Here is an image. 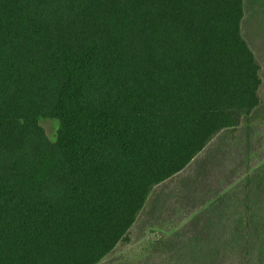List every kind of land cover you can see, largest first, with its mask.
I'll return each mask as SVG.
<instances>
[{"label":"trees","instance_id":"obj_1","mask_svg":"<svg viewBox=\"0 0 264 264\" xmlns=\"http://www.w3.org/2000/svg\"><path fill=\"white\" fill-rule=\"evenodd\" d=\"M246 8L0 0V264H98L175 215L190 216L179 238L152 231V254L168 253L140 264H204L185 252L226 229L239 175L227 149L246 137L235 164L249 165V129L264 123ZM42 119L56 121L53 140ZM243 188L248 213L264 182ZM226 226L235 255L207 264H264V222Z\"/></svg>","mask_w":264,"mask_h":264},{"label":"rangeland","instance_id":"obj_2","mask_svg":"<svg viewBox=\"0 0 264 264\" xmlns=\"http://www.w3.org/2000/svg\"><path fill=\"white\" fill-rule=\"evenodd\" d=\"M246 3V16L242 23V33L260 65L259 75L261 85L259 87V94L264 101V0H246ZM40 126L48 139L53 140L57 126L56 121L42 119L40 120ZM249 131L252 135L249 139L255 142V151L251 156L252 160L249 162V165L235 164L237 162L236 159H239L244 151L242 145L244 140H248L246 137H236L231 141L230 147L227 149L228 158L226 167H236L239 175L235 178L231 186L225 188L226 193L231 195L228 202L230 203L228 205L229 207L223 213L224 217H222L226 221L224 226L226 227L225 231L222 228L218 232L215 230L212 233V239L205 247L195 248L194 250L188 249V252H185L188 255L192 254L194 259L197 258L204 264H207L216 252H223L225 254L230 252L233 256L235 255L236 246L232 238L234 236L236 239V235L235 232H232L231 228H227L226 225L228 222L232 223L238 219H242V217L247 218V216L253 223L264 222V188L261 192H253L252 190L251 194H249L247 203L250 206V212H245L243 208V201L245 200L243 198L244 185L247 182H250V185L253 182L254 184L264 182V123L251 126ZM254 177L258 178L255 179ZM189 218L190 216L175 215L171 217L170 222H163L160 227L146 229L144 235H141L142 237L134 238L132 244L127 247L116 248L112 254L98 264H140L145 257L152 254L153 245H155L150 239V233L152 231L162 238L165 237V239H178L183 225L187 224ZM224 235H226V238L223 242L221 241L223 245L220 248L218 245L216 246L218 239H215L220 236L224 237ZM238 237L241 238V234ZM236 240L239 242L238 239ZM166 253H168V250L160 247L157 255L152 254V258L157 262H161ZM147 264H151L150 260Z\"/></svg>","mask_w":264,"mask_h":264}]
</instances>
